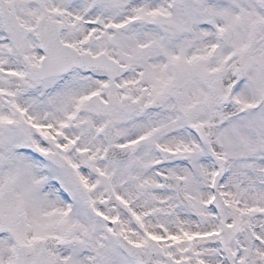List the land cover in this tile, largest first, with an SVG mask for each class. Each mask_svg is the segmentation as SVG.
I'll use <instances>...</instances> for the list:
<instances>
[{
  "label": "snow or ice",
  "instance_id": "snow-or-ice-1",
  "mask_svg": "<svg viewBox=\"0 0 264 264\" xmlns=\"http://www.w3.org/2000/svg\"><path fill=\"white\" fill-rule=\"evenodd\" d=\"M0 264H264V0H0Z\"/></svg>",
  "mask_w": 264,
  "mask_h": 264
}]
</instances>
